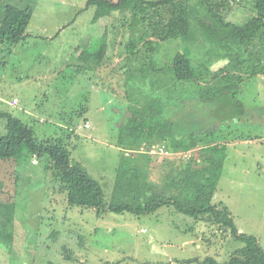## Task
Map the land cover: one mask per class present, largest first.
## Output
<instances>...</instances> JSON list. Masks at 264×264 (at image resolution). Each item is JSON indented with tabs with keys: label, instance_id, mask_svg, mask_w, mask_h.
Segmentation results:
<instances>
[{
	"label": "rangeland",
	"instance_id": "rangeland-1",
	"mask_svg": "<svg viewBox=\"0 0 264 264\" xmlns=\"http://www.w3.org/2000/svg\"><path fill=\"white\" fill-rule=\"evenodd\" d=\"M106 1L117 4L121 0ZM88 2L0 0V10L13 5L33 11L28 39L16 46L0 45V89L9 100L19 99L15 109L1 107L32 126L40 141L64 137L71 160L85 167L109 201L121 159L117 148L120 127L130 115L127 108L138 109L139 99L145 102L143 91L149 86L135 90L133 83H125L123 68L129 64L124 50L129 39L125 20H130L129 11L98 18L99 6H89ZM223 4L228 21L242 24L252 15L253 0ZM200 14L204 17L206 13ZM103 43L110 44L108 59L102 68L92 70L91 56ZM259 44L256 41L249 52H257ZM166 49L169 55L159 56L162 66L175 51L201 62L207 58L208 45L198 23L191 19L189 35ZM260 49L256 61L251 59L256 54L246 53L248 61L240 72L245 80L235 96L229 94L235 103H243L247 117L227 124L224 116H218L220 131L210 139L227 146L213 203L228 207L240 232L256 237L264 249V73L248 78L254 66L264 69V48ZM227 64V60L217 61L212 70ZM129 68L137 73L140 63L135 61ZM128 90L131 99L127 98ZM198 102L196 97L194 105L189 103L196 122L202 111ZM168 110L170 115L171 108ZM181 111L176 119L184 113ZM216 114L210 112L204 121H212ZM5 124L0 119V138L7 133ZM197 125L206 128L202 123ZM188 154L155 156L159 161H152L150 180L161 183L166 176L165 168L171 164L163 165L160 160L174 157L179 160L172 164L180 165ZM47 163L46 157H27L12 168L2 165L0 204L11 202L16 211L13 242L7 245L0 240V264H202L209 257L224 263L245 246L229 233H219L217 227L174 207L149 214H116L71 206L47 171Z\"/></svg>",
	"mask_w": 264,
	"mask_h": 264
},
{
	"label": "trees",
	"instance_id": "trees-1",
	"mask_svg": "<svg viewBox=\"0 0 264 264\" xmlns=\"http://www.w3.org/2000/svg\"><path fill=\"white\" fill-rule=\"evenodd\" d=\"M226 1L229 0H121L114 4L106 0H89V6L97 5L101 10L98 18L129 11L130 20H125L129 23V39L124 46L126 63H129L123 68V73L127 74L125 83H133L135 90L149 86L143 91L145 102L139 99L138 109L127 108L130 115H126L120 127L117 148L121 159L116 168L111 200L107 201L104 190L85 167L71 160L64 137L40 141L32 126L1 107L10 106L7 102L17 99L9 100L1 89L0 95L6 98L0 100V119L5 120L7 133L0 138V170L3 164L12 168L27 157H46L47 171L51 172L53 181L60 184L71 206L116 214H149L165 206L174 207L177 212L213 225L219 233H229L234 240L245 244L224 263L209 257L202 264H264V249L258 239L240 232L228 207L213 203L227 146L210 138L220 131L218 116H224L227 124L247 117L243 103H235V99H229V94L235 96L245 80L240 72L244 62L248 61L246 53L252 57L256 54L251 58L256 61L260 48H264V0H253L252 15L242 24L228 21L223 12ZM203 11L206 14L201 17ZM32 18L31 8L3 7L0 10V45L16 46L26 41ZM191 19L198 23L204 44L208 45L207 58L196 63L186 54L175 51L169 63L162 66L159 56L169 55L167 45L189 35ZM256 41L260 42L257 52H249ZM109 46L103 43L94 57L91 56L92 70L97 71L105 65ZM220 60H227L228 64L213 71L212 67ZM135 61L140 63L137 73L128 69ZM259 72L264 73V69L258 70V66H254L248 78ZM127 92V98H130V91ZM196 97L202 110L198 123L194 108H189V103H195ZM184 105L186 107H182ZM168 108H171L170 115ZM181 110L184 113L176 119ZM210 112L218 115L205 122L204 117L207 115L208 118ZM199 123L206 128L198 126ZM152 146L171 154L189 152L180 165L172 164L178 158H161L164 160L159 163L172 165L165 168L166 176L161 183L149 178L152 161H159L158 158L138 154L131 160L126 154ZM6 179L9 184L11 178L7 176ZM15 211L16 205L11 202L0 204V240L7 245L13 242Z\"/></svg>",
	"mask_w": 264,
	"mask_h": 264
},
{
	"label": "built area",
	"instance_id": "built-area-1",
	"mask_svg": "<svg viewBox=\"0 0 264 264\" xmlns=\"http://www.w3.org/2000/svg\"><path fill=\"white\" fill-rule=\"evenodd\" d=\"M1 93V92H0ZM1 96V95H0ZM10 106H16L18 103L17 99H14L12 102H7ZM89 127V126H87ZM133 153H137V154H147V155H151V156H160L163 157V154L166 153L168 156H173L174 154L169 153L168 151L162 149V148H158L156 146H152L150 148L147 147H142L139 151H129L126 154L130 155ZM160 153V154H159ZM184 153H182L183 155ZM188 156V155H187ZM186 156V157H187Z\"/></svg>",
	"mask_w": 264,
	"mask_h": 264
}]
</instances>
